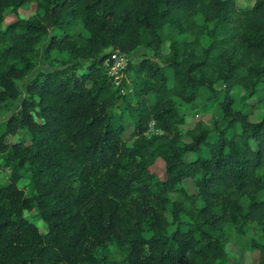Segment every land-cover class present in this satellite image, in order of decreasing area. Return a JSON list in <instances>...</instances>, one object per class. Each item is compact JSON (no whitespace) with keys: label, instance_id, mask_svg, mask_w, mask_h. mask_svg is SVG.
<instances>
[{"label":"trees","instance_id":"1","mask_svg":"<svg viewBox=\"0 0 264 264\" xmlns=\"http://www.w3.org/2000/svg\"><path fill=\"white\" fill-rule=\"evenodd\" d=\"M32 1L0 0V22ZM46 36L44 54L67 57L22 88ZM138 45L153 56L127 62L133 76L115 84L105 56ZM236 85L264 106V0H37L0 27V109L17 100L0 132V264H223L229 224L244 234L252 223L264 264V114L236 107ZM198 97L216 98L217 119L180 129L174 99ZM25 128L28 141L6 140ZM109 245L116 257L97 254Z\"/></svg>","mask_w":264,"mask_h":264},{"label":"rangeland","instance_id":"2","mask_svg":"<svg viewBox=\"0 0 264 264\" xmlns=\"http://www.w3.org/2000/svg\"><path fill=\"white\" fill-rule=\"evenodd\" d=\"M253 0H236L237 4L241 6H246L252 3ZM36 2L37 0L32 1L30 4L24 7H19L16 13H7L4 19L0 22V27H4L8 22L15 19L17 15L20 16H30L36 10ZM78 28L82 31H85L84 28L80 24H78ZM54 33L60 35L57 30H54ZM49 36V35H48ZM48 36L43 38L38 44L39 54L34 59V68L26 75L25 78L19 80V84L22 88L27 80L31 79L37 71L39 70H50L56 67H59L63 60L67 57L66 51H58L52 50L49 55L44 54V47L48 40ZM207 40V35H203L201 37L200 44H204ZM107 50H109L107 48ZM167 51V42L163 43L162 52ZM127 61H137L143 56H153L149 50H146L142 45H138L132 51L128 53ZM159 60V58H157ZM119 76L130 79L133 74L131 71L125 69V65L119 71ZM216 87L222 86L221 81H217L215 83ZM233 96L235 97V105L238 108H241L244 111H248L250 113L249 117L251 119H258L264 114V106L262 103H256L254 101V97H247L242 99V95L245 93V90L242 86L236 85L231 90ZM17 100H14L12 103L7 104L4 108L0 109V132L4 127V121L16 105ZM174 105L176 107L177 113L179 116H184V122L179 124L180 129L185 130L186 128L192 127L194 123L198 119L204 120L209 126L213 123L215 119H217L218 115L215 109L216 98L205 99L202 97H198L191 102H184L179 100L178 98L174 99ZM117 109V108H116ZM157 129L154 125L150 126L147 130V134H151L155 132ZM132 125L130 123L126 124V130L123 133V139L130 144L133 136L131 135ZM20 137L25 140H29L30 133L25 129H20L16 134H8L6 140L9 142H13ZM185 140H189V137L184 134ZM193 156L192 153H187L186 158L189 159ZM150 169L154 170L158 175H162L164 172V163L161 158H156V160L150 165ZM264 169V165L261 167ZM9 177V167L3 164V159L0 155V184L5 182ZM18 185L24 190L26 194L31 193L32 191V182L29 178L28 172L23 170L22 176L18 179ZM185 186L189 191H193L195 189L191 180L186 179L184 181ZM24 215L36 223L39 230H46V224L43 219L38 215L35 209L32 210H24ZM171 228V227H170ZM229 228L232 233V239L226 244V250L228 252V256L226 261L223 264H253L258 259V251L256 249L249 248V240L251 236H253L257 229L256 225L252 223L247 227L244 234H239L235 232V229L232 224H229ZM114 246L109 245L104 248H98L97 254H108L110 257H116L114 253Z\"/></svg>","mask_w":264,"mask_h":264},{"label":"built area","instance_id":"3","mask_svg":"<svg viewBox=\"0 0 264 264\" xmlns=\"http://www.w3.org/2000/svg\"><path fill=\"white\" fill-rule=\"evenodd\" d=\"M128 53L124 54L117 50H111L104 58V65L108 74L113 77V81L117 84L120 80L119 71L126 65ZM153 122H150V126Z\"/></svg>","mask_w":264,"mask_h":264}]
</instances>
